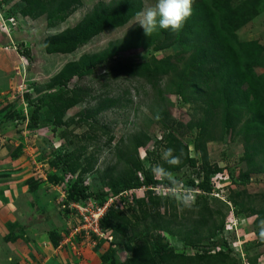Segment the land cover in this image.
I'll use <instances>...</instances> for the list:
<instances>
[{"label": "rangeland", "instance_id": "1", "mask_svg": "<svg viewBox=\"0 0 264 264\" xmlns=\"http://www.w3.org/2000/svg\"><path fill=\"white\" fill-rule=\"evenodd\" d=\"M116 1L0 0V264H150V257L155 264H196L190 258L202 257L203 250L225 255L213 264H264V236L257 219L264 209V156L258 138L246 142L240 126L222 130L216 118L207 129V178L213 193L207 196L212 218L206 217L207 224L198 226L195 200L184 206L161 187L120 188L134 175L142 179L143 173L152 174L146 165L166 163L162 151L173 146L166 139L170 134L199 166L193 146L206 115L191 92L183 100L152 88L157 84L162 91L166 77L149 85L128 75L137 63H147L154 73L153 64L166 59L180 70L183 60L176 47L126 52L97 64L100 54L132 32L144 31L138 16L84 44L65 45L98 5ZM140 1L142 10L154 3ZM199 1L191 0L190 8ZM215 3L223 16L237 15L231 17L237 27L241 21L235 38L255 63L251 80L264 96V0ZM92 64L94 68L84 71ZM41 99L34 121L31 114ZM159 111L165 112L161 119ZM182 153L175 149L173 154ZM193 171L185 166L175 177L185 186L196 180ZM73 183L95 195L116 197L118 213L100 238L88 234L70 240L81 226V212L72 205L61 212L58 208ZM213 221L215 226L224 224L211 240L216 244L204 240L197 250L186 248L184 233L196 238ZM159 233L175 255L188 260L170 262L152 255ZM59 244L64 250L50 253L48 248Z\"/></svg>", "mask_w": 264, "mask_h": 264}, {"label": "trees", "instance_id": "2", "mask_svg": "<svg viewBox=\"0 0 264 264\" xmlns=\"http://www.w3.org/2000/svg\"><path fill=\"white\" fill-rule=\"evenodd\" d=\"M141 10L142 2L140 0H118L108 6L98 5L82 25L79 26L71 41L65 45L74 47L84 44L104 31L121 28L137 17V13ZM231 15L228 18L223 16L218 11L215 0H200L195 6L191 7L190 15L185 19L183 26L179 30L163 29L147 35L144 31H134L121 43L100 54L97 60V64L101 66L104 62L114 60L115 57L126 52H160L171 47H176L179 50L178 55L183 60L180 70H177L169 59H166L153 64L155 66L154 73H151L147 63H137L139 66L132 65L127 72L128 75L142 79L149 85L153 84L152 80L155 78L166 77L168 81L162 91L157 84H153L152 88L159 94H173L183 100H186V94L189 91L195 96L196 102L203 108L206 117L197 126L199 130L198 139H196L193 146L195 154L199 157V166L194 157H188L187 148L182 147L172 134L166 139L168 142L169 140L172 141L173 146L171 148L174 150H183L180 163L178 165H168L167 163L162 165L172 172L174 176H176L175 173L178 174L185 166L194 170L193 174L196 175V180L189 181L185 186L191 188L193 192H197L193 207L194 209L199 208L198 226L202 222L207 224L205 222L208 219L206 218L207 216L211 218V213L207 209V196H211L213 193L208 187L207 176L209 169L206 144L210 140L207 129L210 127L212 120L217 118L216 120L222 130L240 126L239 133L245 137L246 142L250 141V137L258 138L261 146L260 152L264 156L263 90H259L252 82L255 78L253 68L256 65L252 58L246 55L245 46L236 41L235 31L241 25V21L238 22L239 26L237 27L236 21H231L237 15L235 13ZM28 54L29 51H26L24 56L28 57ZM183 56L184 58H182ZM95 65L92 64L90 67H85L84 71L94 68ZM69 80L70 77L65 78L63 85ZM42 102V99L38 100L34 106L31 114V118L34 121L38 120L39 104ZM195 104L197 103L192 105ZM164 115L165 112L159 111L156 116L157 119H161ZM189 128H192V126L189 125ZM126 164L130 168L133 166L132 160H128ZM138 167L141 170L140 165ZM142 175V179L138 175H134L131 179L124 182L120 188L125 191H134L142 188L154 190L158 187L163 189L174 187L164 186L165 182L161 179H155L150 172H145ZM202 175L206 176L205 179L201 178ZM200 179L202 183L198 182ZM116 189L117 186L113 185L112 190L115 191ZM147 192L152 193V191ZM167 196L172 197L173 194ZM106 200L107 193L95 195L90 193L87 187L73 183L67 190L66 197L58 210L60 212L62 208L68 210L72 204L84 206L91 201L102 206ZM165 201H168L167 198H165ZM117 213L114 208H110L107 211L100 221V229L102 231H104V226L109 221H112ZM257 219L259 221L264 220V209L259 212ZM223 226V221L217 226H215L213 221L207 231L196 238L191 237L192 234L190 235L189 232H186L182 237L183 243L186 248L197 250V246L202 241H211L216 234H221ZM211 243L216 244L212 241ZM262 244H264V241H262ZM153 247L151 254L163 261L174 262L180 260L183 262L188 260L175 255L174 251L169 248V243L160 233L155 236ZM222 257H225V255L221 252L210 255L209 250H203L202 257L196 255L190 259L194 260L196 264H213ZM148 260L150 264H155L151 257ZM124 264L137 263L129 260L125 261Z\"/></svg>", "mask_w": 264, "mask_h": 264}, {"label": "clouds", "instance_id": "3", "mask_svg": "<svg viewBox=\"0 0 264 264\" xmlns=\"http://www.w3.org/2000/svg\"><path fill=\"white\" fill-rule=\"evenodd\" d=\"M191 0H154V3L137 13L139 17L138 24L143 28L144 33L151 34L153 32L170 29L172 31L179 30L190 15ZM174 149L165 148L162 151V159L168 165H178L180 157L174 155ZM154 174L165 182L166 187L173 192L175 198L184 206H191L195 197L191 188L183 186L172 172L160 164L146 165ZM260 235L264 236V220L259 223Z\"/></svg>", "mask_w": 264, "mask_h": 264}, {"label": "built area", "instance_id": "4", "mask_svg": "<svg viewBox=\"0 0 264 264\" xmlns=\"http://www.w3.org/2000/svg\"><path fill=\"white\" fill-rule=\"evenodd\" d=\"M166 191L168 192V194L170 193L173 194V192H171L169 189H166ZM115 198L116 197L107 198V200L102 206H99L96 203L93 204L92 202L91 204L87 203L84 206H80V208H78L79 205L72 204L71 207H73L74 210L79 209L78 211L81 212L80 218L82 219H81V226L77 227V229H75L74 232L71 233L70 240H72V238L76 236L77 237L83 236L84 238H86L87 236L85 235L88 234H90L92 238L93 237L100 238L102 235L100 229V221L110 208H114L115 210L117 209L116 203H114Z\"/></svg>", "mask_w": 264, "mask_h": 264}, {"label": "crops", "instance_id": "5", "mask_svg": "<svg viewBox=\"0 0 264 264\" xmlns=\"http://www.w3.org/2000/svg\"><path fill=\"white\" fill-rule=\"evenodd\" d=\"M62 247H64V245H58L57 247H55V248H53V247H50V248H48L49 250L51 249V251H50V253H52V254H56V253H59L60 254V251H63L64 250V248H62Z\"/></svg>", "mask_w": 264, "mask_h": 264}]
</instances>
